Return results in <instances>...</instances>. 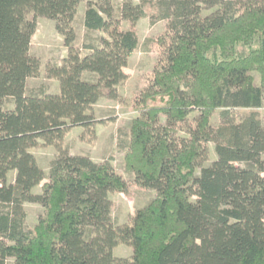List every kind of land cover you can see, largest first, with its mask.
I'll use <instances>...</instances> for the list:
<instances>
[{
  "label": "trees",
  "instance_id": "16d2710c",
  "mask_svg": "<svg viewBox=\"0 0 264 264\" xmlns=\"http://www.w3.org/2000/svg\"><path fill=\"white\" fill-rule=\"evenodd\" d=\"M81 1L0 0V264H264V123L234 111L264 106V0H88L84 26L106 35L84 51L74 44ZM37 15L55 20L69 50L47 67L56 93L27 91L41 71ZM142 18L166 27L150 38L160 55L133 99L125 160L156 195L118 225L108 195L128 192L127 179L64 140L76 126L95 135L94 105L120 97ZM41 142L58 153L47 177L32 152ZM210 142L217 158L197 174ZM26 202L44 208L32 229ZM122 243L131 258L115 256Z\"/></svg>",
  "mask_w": 264,
  "mask_h": 264
},
{
  "label": "rangeland",
  "instance_id": "374dc122",
  "mask_svg": "<svg viewBox=\"0 0 264 264\" xmlns=\"http://www.w3.org/2000/svg\"><path fill=\"white\" fill-rule=\"evenodd\" d=\"M85 3L88 0H83ZM115 5L120 6L123 0H114ZM33 16V13L30 14ZM37 29L34 33L31 45V52L38 57L41 62V71L38 76L31 77L27 82L28 93L45 90L46 92L56 93L60 90L59 81L56 78L49 77L47 67L49 65L61 64L63 59L68 55V47L65 43V37L56 28L55 20L46 16H36ZM124 29L131 27L128 20H123ZM140 45L131 55L125 72L128 77L121 82L117 88L120 93L119 98L102 97L92 109L93 116L97 119L95 126L96 134L91 131H85L83 127H73L64 140V145L69 146L73 154H88L96 162L109 161L114 168L125 176L129 183L128 192L113 190L109 192V198L112 201L111 215L114 222L118 225L130 223L132 216L136 211L146 206L156 195V190L137 185L134 177L127 170L126 166V141L132 119L138 115L133 108V99L138 92L146 86L152 75L155 63L159 58L157 44L150 38L166 27L165 21H156L151 23L149 18L140 19L136 25ZM76 40L75 45L79 48L84 47L90 42H96L101 35H106L101 31H89L84 26L82 16L78 13L75 20ZM256 82L260 83V73L253 71ZM86 77L93 76L85 74ZM8 107L13 106L12 99L6 101ZM235 114L242 116L251 111H256L264 123V106L259 108H240L235 109ZM195 115L192 114L191 117ZM165 121V118H163ZM213 125L220 123V110L213 115ZM181 134H184L182 132ZM209 159L203 161L197 168V174L200 173L203 166H209L216 158L215 143H209ZM39 165L44 169L46 177L49 173L50 163L57 157V150L53 145H46L43 142L32 149ZM16 171L9 175V181L15 180ZM48 182L45 178L39 185L34 188V192L41 193L44 184ZM27 217L25 227L32 229L44 211L43 206L37 202H26L24 204ZM114 254L117 257L131 258L133 247L129 244H119L114 248ZM10 259L7 264H12Z\"/></svg>",
  "mask_w": 264,
  "mask_h": 264
},
{
  "label": "crops",
  "instance_id": "0c3cea01",
  "mask_svg": "<svg viewBox=\"0 0 264 264\" xmlns=\"http://www.w3.org/2000/svg\"><path fill=\"white\" fill-rule=\"evenodd\" d=\"M92 1H97V0H92ZM86 7H87V2L85 3L84 1H81L79 6H78V12H77V15L78 13L82 16V18L84 17V14H85V10H86ZM144 19V18H143ZM123 23L122 22V27H123ZM124 28V27H123ZM125 29H129V27L125 28Z\"/></svg>",
  "mask_w": 264,
  "mask_h": 264
}]
</instances>
